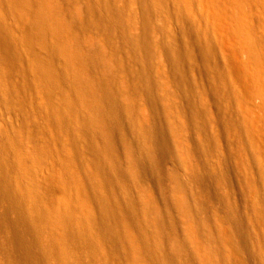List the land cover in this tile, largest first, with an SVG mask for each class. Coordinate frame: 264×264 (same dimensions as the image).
Returning <instances> with one entry per match:
<instances>
[{
    "label": "bare ground",
    "instance_id": "6f19581e",
    "mask_svg": "<svg viewBox=\"0 0 264 264\" xmlns=\"http://www.w3.org/2000/svg\"><path fill=\"white\" fill-rule=\"evenodd\" d=\"M193 2L230 55L243 86L264 84V33L256 36L259 49L254 52L242 32L246 23L263 29L264 0ZM151 3L146 0L137 26L126 2L81 14L75 0L46 1L36 17L39 34L54 39L58 67L45 72L56 99L50 93L40 99L16 40L0 29V122L1 108L8 113L0 126V264H111L113 251L96 245L100 253L93 252V239L129 258L130 236L153 238L161 224L157 212L146 223L149 204L123 196L147 173L163 187L170 212L183 211L181 192L193 193L191 206L201 212V229L218 253L227 249L222 224L234 230L248 254L258 258L264 253L263 237L248 227L239 204L224 199L222 178L210 180L209 188L200 176L181 182L177 168H166L172 151H180L186 161H217L223 155V130L230 143L224 153L234 158L238 131L224 113L217 131L197 88L188 85L186 107L178 104L171 83L177 81L180 56L173 58L176 64L167 73L151 24ZM0 6L10 18L20 19L23 0H0ZM131 26L138 29L129 32ZM64 31H72L75 40L62 37ZM60 99L63 108L56 103ZM245 120L255 131L252 116ZM73 128L77 144L71 140ZM211 128L218 138L213 132L207 135ZM197 129L207 136L201 142L195 138ZM73 151L84 152L91 183L105 188L89 206L92 219L81 226L87 237L77 228L82 200L70 174ZM212 192L223 211L220 218L210 214ZM145 247L151 250L150 244Z\"/></svg>",
    "mask_w": 264,
    "mask_h": 264
},
{
    "label": "rangeland",
    "instance_id": "374dc122",
    "mask_svg": "<svg viewBox=\"0 0 264 264\" xmlns=\"http://www.w3.org/2000/svg\"><path fill=\"white\" fill-rule=\"evenodd\" d=\"M46 1L23 0L19 20L10 18L0 6V29L16 40L21 62L29 70V80L39 87L42 101L48 97V93L53 99L57 98L52 91L50 78L45 72L47 69L54 70L58 67L54 52L56 48H53L54 39L49 34H39L38 17H36L39 15V10L45 7ZM152 1L151 24L156 29L165 71L171 73V66L180 63L175 65L179 71L177 81L172 80L171 83L178 104L183 108L186 107L187 100L183 93L188 85L193 89L197 88L200 96L207 101L217 131L220 130L219 116L223 113L238 131L234 158L224 153L229 150L230 143L223 130V155L220 152L217 161H201L198 158L186 161L180 151H172L168 156L166 168H177L181 182L186 181L188 176L193 174L192 179L200 176V180L208 185L214 177L222 178L221 190L224 199L234 200L239 204L248 227L259 232L263 237L264 246V84L253 81L251 86H243L241 75L230 55L218 44L210 26L201 18L199 7L193 0ZM123 2H126L134 14L138 26V20L146 7V0H75L81 14L89 8L93 11L113 9ZM58 19L62 22L61 16ZM247 24L242 26V32L247 35L249 49L256 52L259 49L256 36L261 32L264 33V27L261 29ZM137 26L128 27L127 30L134 32L138 29ZM48 28L51 30V27ZM62 37L75 40L72 31H64ZM177 54L180 60L177 59L175 63L173 58ZM56 92L62 94L59 90ZM56 103L61 108L64 107L61 99ZM5 110L6 108H1L3 116L0 126H4L7 121L8 113ZM245 116H252L255 131L251 130V124L246 122ZM58 120L59 117H56L55 121ZM207 131V135L213 132L218 138L215 129L213 131L211 128ZM194 132L199 142L207 137L200 129ZM70 134L71 140L77 144L78 136L75 128ZM82 153L84 152L76 151V154L75 151L72 152L76 157L70 165V174L82 200V209L76 213L79 220L77 228L86 236L88 232L81 226L92 219L93 210L90 207H93V198L105 188L99 186L97 182L91 183L90 163L86 158L83 159ZM132 155L136 153L132 151ZM136 163L138 164V161ZM123 196L127 197L129 202L134 199L141 205L149 204L150 211L145 212L144 215L146 223L149 224L157 212L161 224L159 232L153 238L142 236L145 238L142 241L138 236L136 238L130 236L132 254L129 258L112 250L108 243L103 244L99 242L100 240L93 239L91 249L93 252L95 250L100 253L96 245H103L107 250L113 251L111 264H155V260L159 264H228V262L264 264V253L258 258L248 254L241 247L234 230L223 224L222 234L227 249L223 251V255L218 253L209 236L201 229V212L191 206L194 201L193 193L181 192L180 199L185 204L183 211L170 212L163 187L147 173L136 179ZM222 213L218 197L212 192L210 214L220 218ZM148 244L151 245V250L146 249L145 246Z\"/></svg>",
    "mask_w": 264,
    "mask_h": 264
}]
</instances>
